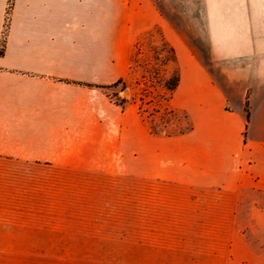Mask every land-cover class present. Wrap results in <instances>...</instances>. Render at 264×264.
I'll list each match as a JSON object with an SVG mask.
<instances>
[{
  "label": "crops",
  "instance_id": "1",
  "mask_svg": "<svg viewBox=\"0 0 264 264\" xmlns=\"http://www.w3.org/2000/svg\"><path fill=\"white\" fill-rule=\"evenodd\" d=\"M156 30L176 135L82 85L127 81ZM2 40L0 264L126 242L156 264H264V0H0Z\"/></svg>",
  "mask_w": 264,
  "mask_h": 264
},
{
  "label": "rangeland",
  "instance_id": "2",
  "mask_svg": "<svg viewBox=\"0 0 264 264\" xmlns=\"http://www.w3.org/2000/svg\"><path fill=\"white\" fill-rule=\"evenodd\" d=\"M178 24V20H173ZM169 52L163 45L159 32L156 30L151 36L144 37L137 45L134 53L130 77L125 81V89L122 87L108 91L109 97L120 101L126 98L128 102L135 103L142 110L140 114L151 125L150 128L156 133L165 135H176L189 129V122L185 115L176 112L169 116L167 108H171L167 102L169 93L164 83L171 78L176 70L173 63L169 61ZM105 237L112 238L108 230ZM264 245L261 244V247ZM109 250H120L121 257L115 253H109L105 259H67L60 260V264H156L154 260L132 258V250L129 242L123 243L120 248L114 243L107 244ZM264 248V247H263ZM262 248V249H263ZM161 262V261H160ZM161 264V263H159Z\"/></svg>",
  "mask_w": 264,
  "mask_h": 264
},
{
  "label": "trees",
  "instance_id": "3",
  "mask_svg": "<svg viewBox=\"0 0 264 264\" xmlns=\"http://www.w3.org/2000/svg\"><path fill=\"white\" fill-rule=\"evenodd\" d=\"M13 0H9V7H11ZM163 41V45L167 48V51L169 52V61H171L172 63L175 62V53L172 47H170L168 45V43L164 40ZM4 40H2L1 45H0V56L3 55L4 53ZM179 83V73L177 70H175L171 76V78H169L167 81H165L164 86L166 88V90L169 93L168 96V100L167 102L169 103L170 100L173 97L174 91L176 90L177 86ZM85 87L91 88V89H99L101 91H103L104 93H106L108 95V91L114 88H117L119 86L122 87V91L125 89V82L123 79H119L117 80L115 83L111 84V85H107V86H99V85H93V84H82ZM109 96V95H108ZM110 99L117 105L119 106H124L126 103H128V100L126 98L121 99L120 101H116L113 100L112 97H110ZM139 111L141 112L142 110L140 109V107H138ZM167 113L169 116H173L175 114V111L172 108H167ZM245 113H246V120H249V109H248V104L246 103L245 105ZM149 124V123H148ZM149 126H151L149 124ZM152 130V129H151ZM152 132L156 133L155 131L152 130Z\"/></svg>",
  "mask_w": 264,
  "mask_h": 264
}]
</instances>
